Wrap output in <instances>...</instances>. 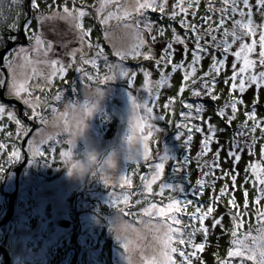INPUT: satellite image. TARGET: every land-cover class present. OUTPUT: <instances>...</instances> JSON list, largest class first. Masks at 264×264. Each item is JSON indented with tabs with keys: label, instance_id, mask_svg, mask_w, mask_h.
<instances>
[{
	"label": "rangeland",
	"instance_id": "374dc122",
	"mask_svg": "<svg viewBox=\"0 0 264 264\" xmlns=\"http://www.w3.org/2000/svg\"><path fill=\"white\" fill-rule=\"evenodd\" d=\"M27 0H22V7L18 4H13L12 0H0V15H2V20L0 23V33H2L3 39H0L3 43L5 42V33L10 31V26L15 22V18L18 12L25 13V2ZM39 4V11L46 15H50L52 10H57L62 12V8L58 9L57 5H62L63 0H56L53 4V0H37ZM174 0H169L166 13L170 14L172 12V4ZM217 8L221 6L220 0H214ZM250 3L254 6L256 0H250ZM52 5V9L48 8V5ZM96 4V0H77V7H85L86 11L91 13V16L83 18L81 24L84 30L87 31V23H92V27L95 32L90 33V40L95 45L99 43L101 47L104 48L105 54L109 56L110 63H122L125 67H128L131 71H136L137 75L135 79L131 82V87H129V81L125 78L122 79L117 77L115 81L106 82L101 84L99 81L88 82L90 87H101L105 91V97L101 102V110L93 114L92 118L88 121L90 127L87 132L88 137L92 144L99 150H103L109 145H115L119 142L120 137L125 134V121L128 110V94L132 92L133 95L137 96L140 100L147 98V93L144 91L145 81L143 73L140 70L141 67L152 71L153 75L150 80L154 83L160 78L159 72L155 70V60L144 61L142 57H129L125 61H119L118 58L112 55L113 48L112 44L105 39L104 32L107 30H113V41L114 43L120 38L121 32L120 28L116 27L117 21H110L111 29L107 26L101 25L96 17V12L94 8L88 7ZM70 8L72 7L71 0H69ZM128 7L132 9L134 7V0H128ZM241 7H243L241 5ZM247 11V9H244ZM150 11V10H149ZM193 10H190V12ZM196 12L195 16L189 15L187 19L198 25H203L201 31L207 28L209 24L204 23L201 17L211 15L212 21L218 23V13L213 15L208 11V0H200L198 7L194 9ZM253 19L256 23L261 22L260 16L256 13V8H252ZM151 12V11H150ZM32 16V32L40 34L42 39L47 43L52 44V51L49 52V59H59L62 63L67 65L71 63V57L66 55V53L71 52L74 49L81 47L79 43V33L80 29L75 27L74 23L69 21L54 19L46 21L41 25L36 16L39 13H33ZM150 19L156 22L158 26L165 27V35L159 37V42L155 44L152 51L156 58H159L162 49L166 46L167 42L172 39V28L174 27L182 37L185 30L181 28L179 20L181 16H177L175 21L169 20L167 15L161 18L159 12L149 13ZM24 15L19 16V27L21 28V21ZM236 18H239L238 15ZM169 20V21H168ZM210 21L212 27H216V23ZM228 27H231V21H228ZM222 31V30H221ZM30 32L28 35H31ZM146 40L150 41L148 33H144ZM189 35H192L189 33ZM89 39V37H86ZM194 39V37H193ZM209 39L210 37H206ZM258 39V37H257ZM248 42H251L250 39ZM203 44L204 41L202 40ZM34 40H27L25 44H17L13 49L9 50L12 55L7 58L11 60L15 55L14 49L24 47L28 49V57L30 60L37 61L43 59L42 55H39L32 50V45ZM177 49L172 62L179 63L182 59L183 46L174 45ZM194 48V44L189 41L188 43V53L185 59V64L191 62L192 53L191 49ZM237 46H233L231 51H236ZM84 53L88 56L94 54V49L90 50L85 44L82 48ZM143 52L148 51L147 45L142 49ZM259 47L257 46V52ZM6 53V54H7ZM215 54L217 58H222L219 51L213 48L208 49V54H202L204 58L201 60L200 64L197 65L196 77H203L204 73L208 72L210 65L212 64V55ZM6 56V55H5ZM5 58V57H4ZM80 52L76 54V63L71 69H69L65 74L64 78L61 79L59 75L52 78L51 85H47L44 80V75L50 72V69L41 63H33L26 65L25 68L21 69L17 67L16 78L18 81H22L28 75H33V79L29 80V87L32 91V96L29 97L27 94L22 93L21 98L18 100H23L25 98L35 100L36 96H39L43 102L45 98H48L53 104H58L59 111H63L67 101L72 99L74 101H79L83 99V92L87 87H84L80 81V73L76 72L75 69L80 66L79 64ZM255 59V55L253 56ZM235 58L231 54L228 55L224 68L221 70L217 80H221L213 91V95H217L219 98L216 101L209 102L210 96L194 97L195 99H201L202 103L205 105V110L202 113L201 122L199 126L203 128V133H196L193 130L192 141L188 145V150L182 147L183 140L187 139V132L179 141L177 139L178 131L174 128L177 124L176 121L180 120L179 111H181V101L183 97L190 99L193 97L191 95V89L187 88L182 94L179 93V89L184 83L183 71L178 70L176 73L172 74L169 82L162 86L158 90V98L150 103V106L154 107V114L165 115V120L151 121L157 128L161 131L153 132V137L149 139V148L151 151V161H141L140 165L133 164L131 160H122L120 164V171L124 173L128 171V175L132 178V188L128 189L127 185L123 189L120 187L119 181H114L109 179L106 185L101 177H94L91 175H85L83 177L79 176H69L68 170L65 167L66 163L59 156L61 150H67L68 145L66 141L68 137L66 134H61L59 139L62 141L60 145H57V151L55 153L51 152L49 145H44L45 156L36 157L35 160L32 159V153L29 152L30 162L23 168L21 175L19 176L17 182V174L11 168L14 163H19L17 160L12 159V145L15 144L21 153L22 140L25 136L24 132L18 133L19 126L15 124L14 121H9L7 118V112L12 111L17 119L21 121V124L27 130V133L31 129V124L23 120L20 115V110L17 104L6 103L1 101L0 104L5 106V114L0 117V125H6L0 131V143H5L6 147L0 149V167L3 171L0 172V219L7 213V204L10 203V196L8 194H13L16 191L15 199V211L14 218L7 224H4L0 228V264H5V258L8 255L9 259L12 260V264H144L145 259L151 258L156 255L152 252L153 233L148 229L144 228L142 224L136 222L134 217H127L129 222L134 224V229H130L133 235L128 236L129 247L125 251L122 241L117 239L114 231V222L116 215V208L111 206V195L119 194L121 191H135L140 186L139 177L150 172L148 168L149 164L158 162L156 157L158 154L163 153V149L167 150L169 155L178 159L177 161H169L165 165V173L161 181H158L156 185H153V194L150 197L152 202H162L166 204L168 196L175 195L184 199V194L175 193L173 194L170 190H166L164 193V198L155 195L159 191V183L165 180L172 183H182L188 189V199H193L196 203L195 205L187 206V208L182 211L181 215L185 221H188V216L195 212L196 206H202L204 210L207 209L209 205L215 207V211L212 216L205 221V227L209 228L208 242L206 243L205 250L203 252H198V256L201 257L200 261L193 258V264H217V261L221 259L220 254L217 256L218 247H221L223 260H230L234 262L233 258L227 257V250L230 249L228 238H220L218 236L219 226L212 228L213 220L222 217V221L227 215L233 216L237 212L242 213L239 220H242L244 216L243 225L248 229L250 226L254 227L255 224H250L252 222L253 216L257 214L256 209L264 208V199L260 200L259 205L253 207L252 197H256L258 192L256 188L252 185L251 173L248 176L251 177L249 183L245 184L246 173L245 169L248 165L253 162L261 161V146L264 145V138L258 139L254 148V155H250L247 150L242 153V158L238 163L234 165L233 158H228L229 145L232 146L229 137V129H232L238 124L237 122H245L246 112H251L253 103L256 105V118L259 121H264V87L259 90L253 85L244 94H240L238 91H230L229 81L228 85H225L224 80L231 77L233 72L231 65L233 64ZM7 61L4 59V64L6 68H0V79L4 78L5 71L8 73V83L6 88V97L14 96L10 92V86L12 82V75L10 70L6 66ZM148 66V67H147ZM241 65L237 64V68ZM85 70H90L95 72V69L91 68V65L84 66ZM98 67L100 69L101 75L107 73V69L103 66V62L98 61ZM36 68L37 73H43V75H34L32 69ZM5 69V71H4ZM264 70L257 68V71ZM165 73L171 72V66L164 70ZM4 80V79H3ZM76 81L75 84L72 82ZM116 82V83H115ZM39 83L43 87L33 88L34 84ZM114 83V84H113ZM120 85H118V84ZM191 81L188 82L190 84ZM1 87V86H0ZM194 88H199L200 83L192 86ZM75 88L74 93L72 89ZM63 94V102H56L52 100V97L58 92ZM154 96L157 95V90L153 88ZM236 96V97H234ZM15 97V96H14ZM230 97L242 99L243 104H237L236 118L232 121L230 126H225L223 120L226 122V117H220L216 114L215 110L210 113V107L222 108L225 101H230ZM172 99L174 102L170 105L168 109L164 108V105ZM193 99V98H192ZM193 103V102H191ZM195 103V102H194ZM248 108H251L250 110ZM247 109V110H245ZM23 110L30 117L31 120L35 121L36 127L32 130L31 141L34 137H37V132L40 128H45V125H41L38 120L32 117V110L23 103ZM38 111H46L43 108L37 109ZM227 116L232 115L231 108L226 109ZM48 113V118L50 117ZM195 115V114H194ZM218 116V117H217ZM193 116H191L192 118ZM210 118V120H209ZM207 121L212 125H215L218 129H226L223 132H217L214 137L213 142L210 144V151L201 150L200 144H202L204 136L208 135L207 131ZM180 131H183V122ZM249 128L252 126L253 121H247ZM234 126V127H233ZM264 128V124L261 125ZM237 131L239 129H236ZM236 133V132H235ZM11 134V135H9ZM252 135L257 138L261 137V128H257L254 134H242L238 138L243 139L241 142V147H243V142L251 141ZM28 141V142H29ZM218 141V143L216 142ZM219 146H223V150L220 151L219 156V167L215 166L213 155L211 153H216ZM85 144L83 141H78L77 148L74 150L77 157H80L83 153ZM186 153L189 156V163L183 167L181 173L175 175V170L172 169L174 165H179L182 162V158L185 157ZM59 162H54L55 159ZM22 160V159H21ZM20 160V161H21ZM150 162V163H149ZM209 167L213 168L214 171L204 177L202 172L208 171ZM225 172H231V175L224 176ZM232 175H236L235 188H233ZM223 177V178H221ZM203 179L205 181H215L214 187L205 185L202 194L197 193L196 196L191 194L189 185L191 187L199 186L196 184L197 180ZM103 182H101V181ZM227 184L229 195L225 197H220L218 200L216 197L219 196L220 189ZM245 189L248 190L247 198L244 196ZM199 194V195H198ZM146 193H139L134 197L130 198V203H134L135 199H141ZM235 199L236 205H230L229 200ZM247 199L248 208H244L245 200ZM150 201H143L141 204L136 205L132 209L134 212H139L140 209L146 206ZM119 207H123V204H119ZM68 225H63L65 222ZM233 222L232 220H229ZM189 223H195L197 228L200 227L199 221H189ZM234 223V222H233ZM4 229V231H3ZM142 229V231L137 232V230ZM221 227L220 230L221 231ZM244 232V231H242ZM246 233V232H245ZM254 233V232H253ZM125 234H127V229ZM220 234V233H219ZM254 235V234H253ZM204 241V234L198 233L195 237L194 243H202ZM105 245H108L105 248ZM177 242L174 241V246ZM226 246V247H225ZM6 248L8 251L3 252L1 248ZM228 247V248H227ZM191 250V248H189ZM211 262H210V261ZM235 263V262H234Z\"/></svg>",
	"mask_w": 264,
	"mask_h": 264
},
{
	"label": "snow or ice",
	"instance_id": "6c2138e0",
	"mask_svg": "<svg viewBox=\"0 0 264 264\" xmlns=\"http://www.w3.org/2000/svg\"><path fill=\"white\" fill-rule=\"evenodd\" d=\"M13 4H18L22 7V0H12ZM56 3V0H53V4ZM72 7L70 8L69 0H63L62 5H57V8H62L61 11L52 10L50 15H46L43 12L39 11V4L37 0H30V10L33 13H39L36 16L38 22L43 25L46 21L61 19L69 21L75 24L77 29H80L79 33V43L80 48L74 49L66 55L71 57V63L65 65L59 59H49V52L52 51V44L47 43L42 39L40 34L32 32V18L27 13L18 12L15 22L10 26V33L23 31L26 34V38L34 40L32 45V50L43 56V59L33 61L30 60L27 53L28 49L20 47L14 49L15 55L11 60L7 57L12 55V52L6 54L5 60L7 61L6 66L10 70L12 75V82L10 86V92L16 97L21 98V94L25 93L27 96H32V91L29 87V80L33 79V75H28L24 80L18 81L16 78L17 67L23 69L26 65L33 63H41L50 69V72L47 75H44V80L47 85H51L52 78L57 75L61 79L64 78V74L73 67L76 63V54L80 52L79 64L80 66L75 69L76 72L80 73V81L84 87H90L88 82L99 81L101 84L106 82L115 81L117 77L122 79H127L129 81V87H131V82L135 79L137 73L136 71H131L128 67H125L122 63H110L109 56L105 54V50L100 46L99 43L93 45L90 39L86 37L90 36V33L93 31V27L89 26L87 31L84 30L81 20L83 18L91 16L89 11L85 10V7H77V0H71ZM169 0H134V7L129 9L128 0H96V4L88 7L94 8L96 12V19L101 25L107 26L111 29L110 21H117L116 27L130 29L132 32V45L127 49H118L116 44L113 41V30H107L104 32V37L107 39L113 48L112 55L119 59V61H125L129 57H142L144 61L155 60V70L159 72L160 78L154 83L150 80V77L153 75L152 71L144 69L141 67L143 73L145 87L144 91L147 93L146 97L141 100V103H135L137 96L133 95L132 92H129L130 97L133 99V108L139 110L140 118L137 120L136 127L140 133V138L142 141V149L134 156L130 157V160L133 164L140 165L141 161H148L151 159V151L149 148V139L153 137V132L161 131L160 128H157L151 121L165 120V115H156L154 114V107L150 106L151 102H154L158 98V90L167 84L172 76L178 70L183 71V81L184 83L179 89V93L182 94L187 88L191 89V95L193 97H202L210 96L213 101L218 99L217 95H213V91L217 84V78L224 68L228 55L231 54L234 56L235 60L231 65L232 76L224 80L225 85L230 84V91H238L240 94H244L249 88L253 85L257 90L261 87H264V70L257 71V68L264 69V0H256L255 5L253 6L250 3V0H220L221 6L216 7L214 0H208V11L213 15H218V23L212 21V16L201 17V20L209 24V26L203 31L201 28L203 25L191 23L187 17L189 15L195 16L196 12L194 9L198 7L200 0H174L172 4V12L170 14L166 13ZM241 5L243 7H241ZM256 8V13L260 16L261 22L256 23L253 19L252 8ZM48 8L51 10L52 5L49 4ZM244 9H247L245 11ZM149 10L152 13L159 11L161 18L164 15L168 16V19L175 21L177 16H181V19L178 21L181 28L185 30L183 37L177 33L176 29L173 27L172 30V39L167 42L166 46L162 49V52L159 58H156L152 49L159 42V37L165 35V27L158 26L156 22L151 21ZM190 10H193L190 12ZM25 16V22L23 28L19 27V16ZM238 15L239 18H236ZM212 21L216 23V27H212V24L209 23ZM228 21H231V27H228ZM222 30V31H221ZM31 35H28L29 33ZM147 32L150 37V41L146 40L144 33ZM191 33L192 35H189ZM194 37V39H193ZM210 37L209 39H205ZM258 37V39H257ZM0 39H3L2 33H0ZM9 41H15L18 39V36L15 34H10L8 37ZM250 39L251 42H248ZM204 41L202 44L201 41ZM191 41L194 44V48L191 49L192 60L191 62L185 64V59L188 49V43ZM87 44V47L92 50L94 49V54L88 56L87 53L82 51L83 46ZM147 45L148 51L143 52L142 49ZM174 45L183 46L182 59L179 63H173V57L177 51ZM237 46L236 51H231L233 46ZM257 46L259 51L257 52ZM213 48L220 52L222 58H217L215 54L212 55V64L208 72L204 73L203 77H196L197 65L200 64L201 60L204 58L202 54H208V49ZM255 55V59L253 56ZM103 62V66L108 70L107 73L101 75L100 69L98 67V61ZM237 64L241 66L237 68ZM91 65L92 69H95V72L90 70H85L84 66ZM171 66V72L165 73V69ZM34 75H43V73H37L36 68L32 69ZM191 81L190 84L188 82ZM200 83L199 88H194L192 86ZM73 84L76 81L72 82ZM4 84V80L0 79V86ZM33 88L43 87L37 83L32 86ZM153 88L157 90V95H153ZM72 91L75 93L76 89L73 88ZM102 94V93H101ZM53 101L63 102V94L58 91L53 97ZM77 101L69 99L67 105L74 106ZM174 101L169 100L167 104L164 105L165 109H168ZM23 103L27 105L32 110V117L35 120H38L41 125H46L48 121V113L53 114L59 111L58 104H53L48 98H45L42 102L39 96L35 97V100L25 98ZM43 108L46 110L44 112L38 111L37 109ZM237 104H243L242 99H232L224 105L222 108L217 109V114L220 117H226V125L230 126L232 121L236 118ZM184 109H187V112H182V117H191L193 116V103L182 102ZM231 108L232 115L227 116L226 109ZM205 110V105L203 103H197L195 105V116L196 118H201L202 113ZM5 106L0 104V117H3L5 114ZM85 112L87 115H91L92 108L85 107ZM65 115V131L68 132L71 129V123L67 118V113ZM246 120L240 126V129L233 134L232 147L228 150V158H233L234 165L239 162L242 158V153L247 150L250 155H254V148L258 139L264 138V128L261 127L264 124V121H259L256 118V105L253 103L251 112H245ZM7 118L9 121H14L16 125L19 126L18 133L24 132L25 136L27 135V130L21 124V121L17 119L16 115L12 111L7 112ZM210 120V118H209ZM248 120H252L253 124L249 128L247 123ZM207 123L208 135L204 136L202 147L207 151H210V144L213 142L214 137L217 132H223L226 129H218L215 125ZM178 131L177 139L180 141L181 138L185 135L183 131H180L182 127L181 122H177L175 125ZM7 127L6 125H0V131L3 128ZM183 127L187 128V139L181 144L184 149L188 148V145L192 141L193 127H195L196 133H203V128L199 126L189 127L187 123H183ZM257 128H261V137L257 138L252 135L251 141L243 142V147H241V142L236 139L239 135L242 134H254ZM11 135V134H9ZM61 134L56 136L48 135L44 136V128H40L37 132V137H34L31 141L28 142V150L32 153V159L35 160L36 157H44L45 149L44 145H49L51 152L55 153L57 151V145H60L62 141L59 139ZM218 143V141H216ZM67 145L72 144L71 140L66 141ZM6 147L5 143H0V149ZM12 159L20 160L21 155L19 149L15 144L12 145ZM223 150V146H219L217 152L215 153V166L219 167V156L220 151ZM261 161L253 162L248 165L245 169L246 179L245 184L249 183L251 177H254L252 180V185L256 188L258 195L255 198V204L259 205L260 200L264 199V145L261 146ZM59 156L67 163L71 159L72 153L70 147L67 150H61ZM189 156L186 154L182 158V162L179 165H174L172 169L175 170V175L181 173L183 167L188 165ZM158 162L148 165L150 172L148 174L142 175L139 177L140 186L135 191H121L119 194L111 195V206L116 208L120 218L126 222V229H134V224L129 222L127 217H134L136 222L142 224L144 227L148 228L150 231H158L162 226L166 228V233L164 234L161 251L158 256L154 255L151 258H147L144 261V264H193V258L200 261L201 257L198 256V252H203L208 242L209 228L205 227V221L209 219L213 212L216 210L214 206L209 205L206 210L202 206H196L195 212L188 216V221H185L181 215L187 206L195 205L193 199H188V189L182 183H172L167 180L159 183V191L155 194L161 198H164V193L166 190H170L173 194L180 193L184 194V199H181L179 196L171 195L166 199L168 202L166 204L162 202H152L150 200L151 195L153 194V185H156L158 181L162 180V177L165 173V165L169 161H177L178 159L169 155L167 150L163 149L162 154H158L156 157ZM75 167V165H73ZM3 171V168L0 167V172ZM214 171L213 168L209 167L208 171H204L202 175L207 177ZM251 173V177L248 176V173ZM71 174V172L69 173ZM231 175V172H225L224 176ZM223 178V177H221ZM236 175H232L233 188H235ZM104 183L107 185L109 179L101 177ZM118 181L120 182L121 189L127 185L128 189L132 188V178L128 175V171L122 173L119 176ZM196 184L199 186V189L196 187H191L189 185L191 194L196 196L197 193L202 194L207 184L210 187H214L215 181H205L203 179L197 180ZM139 193H146L141 199H135L134 203H130V198L136 196ZM228 186L224 185L220 189L219 196L216 197L218 200L220 197L228 196ZM244 196L247 198L248 190L245 189ZM143 201H150L146 204L145 207L139 210V212L132 211L136 205L141 204ZM123 204V207H119V204ZM229 204L235 206V199H230ZM244 208L247 210L248 202L245 200ZM257 211V222L258 227L250 226L248 231L242 232L240 229L243 227V221L239 220V217L242 213L237 212L232 216L234 221V227L231 230L230 234L233 238L230 243L234 247H230L227 252V257L229 258H239V264H247L248 261H251L252 264H264V211L256 209ZM199 221L200 227L197 228L195 223H189V221ZM222 225V217L219 219H214L212 228L214 229L217 226ZM255 232V235H253ZM198 233L204 234V241L202 243H194L195 237ZM117 239L122 241L125 251L129 247V241L124 237L117 235ZM174 241L177 242V245L174 246ZM191 248V250H189ZM201 264L203 262L201 261ZM219 264H232L230 260H220Z\"/></svg>",
	"mask_w": 264,
	"mask_h": 264
},
{
	"label": "clouds",
	"instance_id": "9594fccd",
	"mask_svg": "<svg viewBox=\"0 0 264 264\" xmlns=\"http://www.w3.org/2000/svg\"><path fill=\"white\" fill-rule=\"evenodd\" d=\"M119 28V27H118ZM121 36L115 42L118 49L127 50L132 43V32L130 29L120 28ZM102 93V94H101ZM83 99L75 103L74 106L65 105L63 111L53 113L48 118L44 128V136L57 134H66L68 140L72 141L69 146L72 156L67 161L66 168L69 176L83 177L91 175L94 177H105L114 181H118L122 174L120 164L122 160H130V157L137 154L142 149V141L140 133L136 127L137 120L140 118V112L133 108V99L128 94V110L125 121V134L120 137V140L115 145H109L103 150L97 149L87 135L89 130L88 121L93 114L101 110V102L105 97V91L101 87H87L83 92ZM142 101L137 98L135 103ZM85 107L92 108L91 115H87ZM65 113L71 123L70 131H65ZM78 141H83L85 147L80 157H77L74 150L77 148ZM75 165V167H73ZM71 172V174H69ZM101 181V180H100ZM102 182V181H101ZM103 183V182H102ZM125 224L118 212L115 215L114 231L116 236L119 235L128 240V236L133 235L130 229H127L125 234ZM146 228V227H144ZM142 229L137 230V232ZM154 243L152 244V252L157 256L161 251V243L166 233V228L160 227L158 231L152 230Z\"/></svg>",
	"mask_w": 264,
	"mask_h": 264
},
{
	"label": "water",
	"instance_id": "95a60500",
	"mask_svg": "<svg viewBox=\"0 0 264 264\" xmlns=\"http://www.w3.org/2000/svg\"><path fill=\"white\" fill-rule=\"evenodd\" d=\"M26 4V13L29 16H33L32 11L30 10V0H27L25 2ZM25 22V18L23 19V21L21 22V29L23 28ZM10 34H15L18 36V39L15 41H9L8 37ZM27 38H26V34L23 31H19V32H13L10 33V31L8 33H6V45L0 49V63H4V57L6 55V53L11 50L12 48H14V46H16L17 44H25L27 43ZM5 71V70H4ZM4 84L0 87V99L3 100L6 103H14L17 104L19 107V112L21 117L26 115L25 111L23 110V102L21 100H17L15 97H6V88H7V83H8V73L5 71V75H4ZM25 120L28 121V123H30L32 125L30 131L27 133L26 136H24L23 140H22V150L25 153L24 157L22 158V160L19 163H14V165L11 168V171L14 170L15 174H17V183H18V179L19 176L21 175L20 173L22 172L23 168L28 164V159H29V152H27V148H28V139L31 136L32 130L36 127L35 121L31 120L28 117H25ZM8 196H10V203H9V209L7 214L3 217V219H0V227L3 226L4 224H7L8 222H10L13 219V215H14V211H15V199H16V191L13 194H8ZM63 225H68V221L67 223L65 222ZM3 250V252H6V248H1ZM5 264H12V260L9 259V256L7 255L5 258Z\"/></svg>",
	"mask_w": 264,
	"mask_h": 264
},
{
	"label": "trees",
	"instance_id": "16d2710c",
	"mask_svg": "<svg viewBox=\"0 0 264 264\" xmlns=\"http://www.w3.org/2000/svg\"><path fill=\"white\" fill-rule=\"evenodd\" d=\"M47 1V0H46ZM1 3V2H0ZM157 12H159V11H157ZM149 13H152V12H150L149 11ZM2 18V15H0V23H1V19ZM170 20V19H169ZM168 20V21H169ZM87 25V27H89V26H91L92 25V23H87L86 24ZM93 33L95 32V30L93 29V31H92ZM5 38H6V36H5ZM5 42H6V40H5ZM5 42L3 43L1 40H0V49L1 48H3V46L5 45ZM112 83V82H111ZM114 84V83H113ZM118 84V83H117ZM118 85H120V84H118ZM190 103H191V101H190ZM194 103V102H193ZM181 106V105H180ZM211 110H213V108H211ZM210 110V111H211ZM245 110H247V109H245ZM248 111V110H247ZM185 112H187V110L185 111ZM21 153H22V150H21ZM23 156H24V153H22V155H21V159L23 158ZM20 159V160H21ZM20 160H18V162L20 161ZM151 161V160H150ZM54 162H59V160L56 158L55 160H54ZM150 163V162H149ZM199 195V194H198ZM188 196H190V195H188ZM7 206H8V204H7ZM8 210V209H7ZM247 215H248V213H246ZM6 215V214H5ZM1 217V216H0ZM229 220H232V216L231 215H227V217H225L224 219H223V221H222V225L221 226H219V229H220V227H221V231L220 232H218V236L221 238H227L229 235H230V232H231V230L233 229V227H234V221L233 222H231V221H229ZM3 231H4V229H3ZM220 233V234H219ZM254 235H255V232L253 233ZM229 240V239H228ZM226 242H228V241H226ZM108 247V245H105V248H107ZM216 251H217V256H218V254H220V257H221V259H219V260H223V255H222V251H224V250H222V248L221 247H218V249H215ZM233 259H235L237 262L236 263H232V264H239V259L238 258H233ZM219 260L217 261V264H219ZM210 261V260H209ZM211 262V261H210ZM247 264H249V263H247Z\"/></svg>",
	"mask_w": 264,
	"mask_h": 264
}]
</instances>
